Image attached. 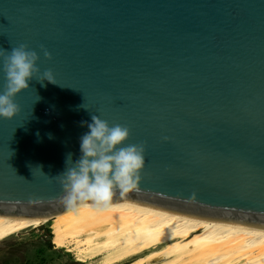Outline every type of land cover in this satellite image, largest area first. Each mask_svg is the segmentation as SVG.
I'll use <instances>...</instances> for the list:
<instances>
[{
    "label": "water",
    "instance_id": "1",
    "mask_svg": "<svg viewBox=\"0 0 264 264\" xmlns=\"http://www.w3.org/2000/svg\"><path fill=\"white\" fill-rule=\"evenodd\" d=\"M20 44L57 84L32 79L0 117V217L67 210L49 177L98 115L146 147L113 200L264 226V0H0V49Z\"/></svg>",
    "mask_w": 264,
    "mask_h": 264
},
{
    "label": "bare ground",
    "instance_id": "2",
    "mask_svg": "<svg viewBox=\"0 0 264 264\" xmlns=\"http://www.w3.org/2000/svg\"><path fill=\"white\" fill-rule=\"evenodd\" d=\"M42 225L52 227L56 249L85 264H264V226L129 199L83 202L55 216L0 217V243Z\"/></svg>",
    "mask_w": 264,
    "mask_h": 264
},
{
    "label": "clouds",
    "instance_id": "3",
    "mask_svg": "<svg viewBox=\"0 0 264 264\" xmlns=\"http://www.w3.org/2000/svg\"><path fill=\"white\" fill-rule=\"evenodd\" d=\"M42 50L45 57L51 60V53ZM39 60V54L30 50L26 44H20L11 51L0 49V61L6 80L0 92V117L13 119L17 116L21 109L15 97L30 89L29 81L32 79L57 84L50 69L41 75ZM87 127L89 131L80 140L82 154L73 163L74 166L58 176L49 177L58 179L63 185L65 195L62 202L68 210H74L86 201L108 206L117 195L123 197L137 190L142 180L141 172L146 166L144 144L124 146L131 136L127 126H110L100 116L92 115Z\"/></svg>",
    "mask_w": 264,
    "mask_h": 264
},
{
    "label": "rangeland",
    "instance_id": "4",
    "mask_svg": "<svg viewBox=\"0 0 264 264\" xmlns=\"http://www.w3.org/2000/svg\"><path fill=\"white\" fill-rule=\"evenodd\" d=\"M53 236L50 225L30 228L10 236L0 243V264H28L31 260L33 264H85L76 261L73 253L56 249Z\"/></svg>",
    "mask_w": 264,
    "mask_h": 264
},
{
    "label": "flooded vegetation",
    "instance_id": "5",
    "mask_svg": "<svg viewBox=\"0 0 264 264\" xmlns=\"http://www.w3.org/2000/svg\"><path fill=\"white\" fill-rule=\"evenodd\" d=\"M25 263H27V261H26ZM29 263H30V264H33V261L31 260V261H29ZM29 263H28V264H29Z\"/></svg>",
    "mask_w": 264,
    "mask_h": 264
}]
</instances>
